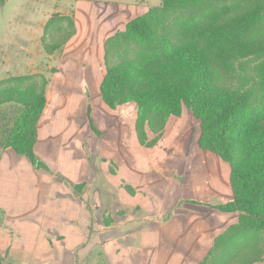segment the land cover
Masks as SVG:
<instances>
[{"label":"trees","instance_id":"16d2710c","mask_svg":"<svg viewBox=\"0 0 264 264\" xmlns=\"http://www.w3.org/2000/svg\"><path fill=\"white\" fill-rule=\"evenodd\" d=\"M64 19L69 30L59 36L56 28L53 41L44 43L48 54L62 50L75 34L73 18L56 13L47 20L46 33ZM103 53L100 96L110 108L135 104L141 146H155L168 118L185 108L199 121V148L229 164L231 198L215 207L236 213L237 221L214 238L196 264L262 262L264 236L256 234L264 231V100L256 101L255 92H264V0H161L107 37ZM251 64L262 73L258 88L244 75ZM28 78L8 77L0 85ZM48 81L0 92V106L12 102L15 109L0 122V147L32 164ZM89 121L99 135L90 116Z\"/></svg>","mask_w":264,"mask_h":264},{"label":"crops","instance_id":"0c3cea01","mask_svg":"<svg viewBox=\"0 0 264 264\" xmlns=\"http://www.w3.org/2000/svg\"><path fill=\"white\" fill-rule=\"evenodd\" d=\"M124 6L123 9L128 10ZM123 9H119L121 15ZM73 37L56 58H65V65L72 63L71 78L66 73L69 65L63 63L48 77L46 104L37 125L35 154H39L40 140L44 137V146L51 125L57 119L58 123L62 121L59 133L63 134L70 118H84L89 123L92 115L98 120L94 121L96 125L103 127L100 123L103 114H107V119H121L132 139L124 138L121 145L113 134L97 135L88 130L89 136L94 137L92 149L66 150L67 166L58 169L65 173L67 185L55 181L53 172L33 167L26 157V172L36 178L37 185L34 182L33 186H39L44 194H18L19 178L13 182L12 195H6L1 189L0 254L3 260L0 264L198 263L214 238L237 221L236 213L215 207L231 198L230 169L221 164L223 171L219 162L217 165L210 162L198 167L203 173L186 174L182 181L177 175L178 163L172 164L171 149L168 155L160 152L154 159L148 151L151 147L141 146L137 141L134 104L110 108L100 94L93 93L90 98L79 90L82 78L78 75L86 70L85 56L87 54L92 61L94 55L85 50L83 43L73 42ZM98 59V69L92 68L88 83H83L87 89L92 86L94 92L99 90L104 75L102 52ZM166 130L167 127L155 146L166 137ZM195 144L200 160L209 158L211 161L212 157H217ZM101 146L103 150L98 149ZM8 151L14 150L1 149L0 167L3 154ZM0 170V185L6 187L11 181L7 171L11 169ZM257 264H264V260Z\"/></svg>","mask_w":264,"mask_h":264},{"label":"rangeland","instance_id":"374dc122","mask_svg":"<svg viewBox=\"0 0 264 264\" xmlns=\"http://www.w3.org/2000/svg\"><path fill=\"white\" fill-rule=\"evenodd\" d=\"M160 3L161 0H3V3H0V81L8 77L17 76H30L31 78L22 81L5 82L0 85V92L13 87L22 90L33 88V85L36 83H42L43 78H48L52 75L53 68L58 67L62 63L65 65V58L63 60L56 59L60 56V51L62 50H56L53 54H48L44 49V43L48 44L53 41L52 33L56 32V28H61L58 29L59 36L69 30V22L67 19H64L53 23L51 29L49 28L51 31L46 33L45 24L56 13L73 18L75 26V36H72L73 42L77 41L78 45L83 43L86 46L84 47L85 50L92 51L94 55L92 61L88 59L87 54L85 56L83 63L87 62L85 66L86 70L78 75L79 79L82 78L78 83L79 90L84 91L90 98L91 96L93 97V93L100 94L99 90L94 92L92 86L90 89L85 88L83 83H88V79L93 74L92 68L94 70L95 68L98 69L97 63L100 60L98 58H100L101 52L102 56H104L103 43L105 39L119 30H124L125 24L133 17L146 13L150 8L160 5ZM124 5L127 6L128 10L125 8L127 11L123 9ZM120 8L123 9V17L120 14ZM116 14H119L120 17H118L119 15L116 16ZM91 45H93L92 48H90ZM100 46L101 48H99ZM67 65H69L68 70H66L67 77L71 78L72 63L67 62L65 66ZM256 68L254 64H251L246 69L244 75L248 80V85L258 88L262 73ZM255 97L256 101L264 100V92L258 88L255 92ZM94 100L90 99V101L96 104L97 102ZM13 107L12 102H6L0 106V122L13 115L15 111ZM117 116H119V113H117ZM90 118L100 134L104 132L109 136L113 134L114 138L115 136L117 138V143L123 145L124 138L127 140L132 139L126 126L121 124V119L115 118L114 120H110L109 118L107 119V114H103L102 123H100L103 124V127H98L95 123L98 120L92 115ZM89 123L84 118L77 117L76 120L70 118L66 125V132L62 134V132L59 133V126H61L62 121L58 123V119L55 120L51 125L44 146H42L44 137L40 140L39 154H36L37 157L33 167L40 169V171L53 172L55 181L67 185L65 173L58 169H65V166H67L66 150H75V148L80 147L82 149L91 148L94 137L92 135L91 138L88 134V130H92ZM57 124L59 125L57 126ZM166 127V137L160 145L153 146L148 151L155 159L156 154L158 155L161 152L166 156V154L170 153L169 149H171V153L174 154L172 155L174 158L172 164L178 163L180 172H177V175L181 177L182 181H184V175L186 174L192 176L203 173L198 167L205 166L210 162L215 165H217L216 162H219V168L222 169V166H227L230 169L229 164L218 156L212 157L211 161L209 158L207 160H200V156H196L199 152L196 151L195 144L199 136V121L187 109L183 108L180 116H170L163 131H165ZM92 132L96 134L93 130ZM148 134L149 137L154 136V133L151 131H148ZM134 143L136 144L135 137ZM128 145H130V142H128ZM179 148H181V151ZM1 149L0 147V151ZM63 149L64 152L62 153ZM98 149L103 150V146ZM181 152H186L187 154L183 156L179 154ZM92 155L90 151V159ZM25 158L26 156L16 154L14 151H8L3 154V165L0 168L11 169V171H7L9 172L11 181L6 187L1 184L0 191L3 189L8 196L13 194V189L15 188L13 182L18 178V184H20L18 194H44L39 186H33L34 182L37 185V181L36 178H31L27 174ZM38 160L40 161L39 167L36 166ZM165 167L167 166L165 165ZM12 168L15 169V173H13ZM55 169L56 171H53ZM222 170L224 171V168ZM229 192L231 193V190ZM203 197L206 198V196ZM205 203L210 204L211 202ZM257 236L263 237L264 231L257 233Z\"/></svg>","mask_w":264,"mask_h":264}]
</instances>
